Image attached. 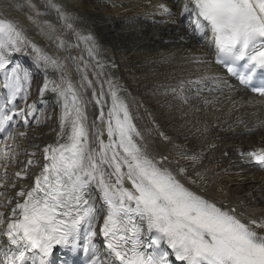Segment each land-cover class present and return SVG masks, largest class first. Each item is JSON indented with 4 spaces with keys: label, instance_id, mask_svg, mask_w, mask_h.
Masks as SVG:
<instances>
[{
    "label": "snow or ice",
    "instance_id": "1",
    "mask_svg": "<svg viewBox=\"0 0 264 264\" xmlns=\"http://www.w3.org/2000/svg\"><path fill=\"white\" fill-rule=\"evenodd\" d=\"M26 3L36 13L27 19L38 34L69 54L49 53L26 35L23 24L6 10L24 4L0 3V83L7 90L0 96V264H70L54 255L57 249H81L87 264H264V213L245 215L249 206L242 210L213 198L186 168L173 170L170 165L178 161L150 146L152 130L138 127L122 95L126 90L109 71L115 65L101 59L96 38L75 28L76 17L59 3L46 0L45 8L55 12L75 41L56 36L55 24L38 19L48 11L37 10L32 0ZM152 7L149 15L158 13L173 24L187 15L192 35L214 50L215 62L240 84L249 85L257 69H264V0H182L179 11L164 3ZM72 49L81 54L71 55ZM13 53L34 57L44 73L41 95L55 94L60 113L56 140L42 149L43 162L34 159L36 152L26 153L24 167L8 182V165L19 163L20 155L15 150L20 145L10 142L27 138L29 117L37 111L28 103L32 76L19 64L10 67ZM190 62L208 63L203 56ZM184 83L171 91L187 104ZM253 91L264 95V88ZM17 97L24 107L14 103ZM89 105L98 109L93 119ZM180 155L198 161L195 155ZM243 155L264 169V146ZM36 167L31 186L22 183ZM94 190L103 209L97 207ZM217 191L224 195L222 188Z\"/></svg>",
    "mask_w": 264,
    "mask_h": 264
},
{
    "label": "bare ground",
    "instance_id": "2",
    "mask_svg": "<svg viewBox=\"0 0 264 264\" xmlns=\"http://www.w3.org/2000/svg\"><path fill=\"white\" fill-rule=\"evenodd\" d=\"M13 2L25 7L6 8L7 12L23 24L26 35L34 43L49 53L69 54L68 51L57 50L55 41H48L38 34V29L27 19L28 15L35 17L36 13L27 7L26 0H0L5 7ZM55 2L76 17L75 28L90 32L96 38L102 49L101 59L115 65L109 71L126 90L122 95L128 101L138 127L142 131L152 130L150 146L156 152L178 161V164L170 165L173 170L186 168L188 176L195 179L201 188H207L213 198L236 204L242 210L245 205L249 206L245 215L255 217L264 213V172L249 165L243 155L248 148L264 146V101L249 95L214 64L213 49L201 38L192 35L191 19L187 15L179 16L176 24L158 13L149 15L153 11L152 6L160 3L179 11L182 0ZM32 3L37 10L48 11V15L38 19L55 24L56 36L69 42L75 41V37L63 28L55 12L45 8L46 0H32ZM80 54L81 49L71 50L73 56ZM84 55L86 57V53ZM194 56H203L208 63L196 65L190 62ZM12 60V66L19 64L32 76L28 103L38 104L36 108L41 112L37 110L30 115L31 127L27 130V138L18 137L15 141L20 145L15 149L20 153L19 163L11 164L8 182L13 172L24 167L29 158L26 153L36 152L34 159L43 162L42 149L46 144L55 142L60 113L55 94L45 92L41 95L44 73L34 57L13 53ZM0 77L3 78L2 73ZM214 77L226 81L227 86L224 83L217 85ZM181 81L185 82L187 89L184 93L188 97L187 104L178 100L171 91ZM144 91L149 95L143 98L139 92ZM43 97L49 99V111L45 109L48 102H42ZM152 101L160 105L155 108ZM20 106H24L22 100ZM88 111L90 119L98 115L95 105H89ZM52 113L53 120L49 121ZM37 120L44 122L37 124ZM160 132L169 139L163 140ZM181 152L186 156H197L198 161L182 158ZM37 171L39 167L31 169L32 174L22 183L31 186ZM197 172L203 180L195 175ZM220 188L223 189V196L217 191ZM11 191L14 194L16 189ZM93 195L97 196L95 190ZM96 204L104 208L98 196Z\"/></svg>",
    "mask_w": 264,
    "mask_h": 264
},
{
    "label": "rangeland",
    "instance_id": "3",
    "mask_svg": "<svg viewBox=\"0 0 264 264\" xmlns=\"http://www.w3.org/2000/svg\"><path fill=\"white\" fill-rule=\"evenodd\" d=\"M139 93H141V94H139V95H142L143 96V98H144V95H149V93L147 94V92L146 91H144L143 93L142 92H139ZM43 102H48L47 104H45L46 106H45V109H47L46 111H49L50 110V104H49V99H47L46 101H43ZM152 102H154L153 104H154V107L155 108H157L159 105H160V103L159 102H155V101H152ZM37 103H39V102H37ZM48 107V108H47ZM48 120L49 121H52L53 120V113H52V115L48 118ZM196 137H198V136H196Z\"/></svg>",
    "mask_w": 264,
    "mask_h": 264
}]
</instances>
